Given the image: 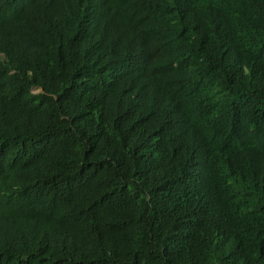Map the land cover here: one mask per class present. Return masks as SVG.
Listing matches in <instances>:
<instances>
[{
	"label": "trees",
	"instance_id": "1",
	"mask_svg": "<svg viewBox=\"0 0 264 264\" xmlns=\"http://www.w3.org/2000/svg\"><path fill=\"white\" fill-rule=\"evenodd\" d=\"M0 264H264V0H0Z\"/></svg>",
	"mask_w": 264,
	"mask_h": 264
},
{
	"label": "clouds",
	"instance_id": "2",
	"mask_svg": "<svg viewBox=\"0 0 264 264\" xmlns=\"http://www.w3.org/2000/svg\"><path fill=\"white\" fill-rule=\"evenodd\" d=\"M175 62L173 61L172 64H174ZM40 88L39 87H36V88H33V91H38Z\"/></svg>",
	"mask_w": 264,
	"mask_h": 264
}]
</instances>
